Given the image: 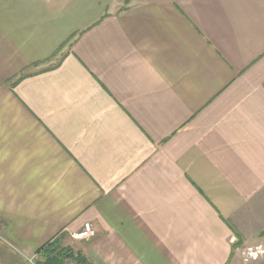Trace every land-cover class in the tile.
<instances>
[{
    "label": "crops",
    "instance_id": "0c3cea01",
    "mask_svg": "<svg viewBox=\"0 0 264 264\" xmlns=\"http://www.w3.org/2000/svg\"><path fill=\"white\" fill-rule=\"evenodd\" d=\"M85 223L90 264H264V0H0V241Z\"/></svg>",
    "mask_w": 264,
    "mask_h": 264
},
{
    "label": "rangeland",
    "instance_id": "374dc122",
    "mask_svg": "<svg viewBox=\"0 0 264 264\" xmlns=\"http://www.w3.org/2000/svg\"><path fill=\"white\" fill-rule=\"evenodd\" d=\"M53 240L54 242H57V244H55L54 247H57V245L59 244L61 245V248H68L75 251V243L73 241L77 239H75L74 235L72 237H69L68 239L65 238L64 235L61 236L59 235ZM253 252L258 254L256 259H253V257L250 255ZM241 255H242L241 258L243 263L247 262L248 260H259L261 256H264V247L259 246L256 248H244L241 252ZM23 258L16 257L13 254H10V252L7 251L6 246L0 241V264H37L41 259V256L37 254L36 251L35 256L28 258L29 259L28 262H25V259L23 260ZM66 264H74V263L72 261L67 260Z\"/></svg>",
    "mask_w": 264,
    "mask_h": 264
},
{
    "label": "trees",
    "instance_id": "16d2710c",
    "mask_svg": "<svg viewBox=\"0 0 264 264\" xmlns=\"http://www.w3.org/2000/svg\"><path fill=\"white\" fill-rule=\"evenodd\" d=\"M57 242L51 241L37 250L41 259L37 264H66L67 260L74 264H90L89 261L80 252L72 249L61 248V245L54 247Z\"/></svg>",
    "mask_w": 264,
    "mask_h": 264
},
{
    "label": "built area",
    "instance_id": "2783aa9c",
    "mask_svg": "<svg viewBox=\"0 0 264 264\" xmlns=\"http://www.w3.org/2000/svg\"><path fill=\"white\" fill-rule=\"evenodd\" d=\"M94 235H95V232L93 230L92 225L89 223H85L82 230L74 234V237L77 240H89ZM250 255L253 257V259H256V257L258 256V254L254 252L251 253Z\"/></svg>",
    "mask_w": 264,
    "mask_h": 264
}]
</instances>
